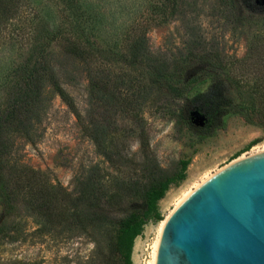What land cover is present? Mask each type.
<instances>
[{
	"label": "trees",
	"instance_id": "obj_1",
	"mask_svg": "<svg viewBox=\"0 0 264 264\" xmlns=\"http://www.w3.org/2000/svg\"><path fill=\"white\" fill-rule=\"evenodd\" d=\"M26 1L0 0V40L4 28ZM58 1L62 5L59 26L49 29L43 19L34 22L32 34L25 37V55L12 71L14 83L0 104V195L5 205L17 204L5 149L12 134L29 129L41 103L44 83L50 81L77 113L108 166L96 163L81 173L76 178L75 194L43 187L27 202L42 215L44 229L59 225L93 241L94 248L83 263L133 264L136 238L147 223L163 219L159 201L172 185L186 179L191 157L181 158L173 172L166 170L150 146L145 123L127 125L121 132L106 119L110 109L130 113L135 111L138 97L145 102L153 95L161 108L188 131L189 144L194 146L226 129L230 116L239 115L254 123L257 113L264 115V56L259 55V45L252 46V55L263 63L258 61L262 66L254 76L257 90L247 89L242 81L245 79L231 73L224 59L212 51L193 45L166 61L153 60L147 49L146 30L139 28L140 23H133L121 42L109 44L96 32L99 16L83 0ZM225 4L233 23L264 26V0H225ZM150 7L157 23H164L183 12L185 0H158ZM33 16L40 18L35 12ZM55 45L88 74L90 98L96 104L90 122L82 121L81 112L52 64ZM115 64L119 67L112 75ZM97 117L101 119L97 121ZM132 140L138 143L136 150H132ZM254 144L252 141L248 147Z\"/></svg>",
	"mask_w": 264,
	"mask_h": 264
},
{
	"label": "rangeland",
	"instance_id": "obj_2",
	"mask_svg": "<svg viewBox=\"0 0 264 264\" xmlns=\"http://www.w3.org/2000/svg\"><path fill=\"white\" fill-rule=\"evenodd\" d=\"M57 1L27 0L18 16L4 28L0 40V104L14 83L12 71L25 55L28 45L25 37L32 34L34 22L43 19L49 29L59 26L62 5ZM157 1L83 0L99 16L96 32L101 40L119 43L133 23H140L139 28L146 30L151 59L166 61L179 56L189 46H200L224 59L231 73L245 79L242 81L247 89L257 90L253 86L254 76L263 60L254 57L251 50L253 45H259V55L264 56V26L251 28L233 23L225 0H185V8L179 16L157 23L150 7ZM34 12L40 18L35 19ZM52 50V64L61 83L81 112L82 121L90 122L96 104L90 98L87 72L74 66L60 47L55 45ZM118 67L117 64L111 67L112 75L117 73ZM135 105V111L130 113L110 109L106 118L109 125L119 126L124 132L125 126L143 121L156 158L170 172L177 169L181 158L191 157L186 179L172 185L159 201L162 220L174 210L184 192L194 188L208 174L242 155L264 150V115L260 113L255 115L254 123L239 115L230 116L226 129L191 146L188 131L174 115L161 108L153 95L145 102L138 97ZM35 114L29 129L12 134L5 149L4 158L17 204L5 205L4 196L0 195V264H85L83 260L94 248L93 241L86 235H77L73 229L62 230L59 225L44 229L42 215L27 200L37 197V190L43 187L52 192L75 194L76 178L81 173L93 164L105 167L108 163L83 128L77 113L50 81L44 83ZM100 119L97 117V121ZM252 141L255 144L248 147ZM131 142L132 150H136L138 143ZM162 220L147 223L136 238L133 264H150Z\"/></svg>",
	"mask_w": 264,
	"mask_h": 264
},
{
	"label": "water",
	"instance_id": "obj_3",
	"mask_svg": "<svg viewBox=\"0 0 264 264\" xmlns=\"http://www.w3.org/2000/svg\"><path fill=\"white\" fill-rule=\"evenodd\" d=\"M155 264H264V150L219 168L174 208Z\"/></svg>",
	"mask_w": 264,
	"mask_h": 264
},
{
	"label": "bare ground",
	"instance_id": "obj_4",
	"mask_svg": "<svg viewBox=\"0 0 264 264\" xmlns=\"http://www.w3.org/2000/svg\"><path fill=\"white\" fill-rule=\"evenodd\" d=\"M260 151H261V150H260ZM245 156H246V155H245ZM240 157H243V155L240 156ZM211 174H212V173H211ZM211 174H208L204 179L208 178ZM204 179H203V180H204ZM203 180H202V181H203ZM200 183H201V182H199L198 184H196L195 187L198 186ZM195 187H194V188H195ZM194 188H189L188 190H186V191L184 192V194L182 195V197L178 200L176 206H178V205L184 200V198H186V196H188V194H190V192H192V190H193ZM179 197H180V196H179ZM167 217H168V216H167ZM167 217H166V218H167ZM165 220H166V219H164V220H162V221L160 222V226H159V236H158V238L156 239V241H155V243H154V248H153V251H152V258H151V260H150V264H155V263H156V256H157L158 244H159V240H160V234H161V232H162V228H163V226H164V224H165Z\"/></svg>",
	"mask_w": 264,
	"mask_h": 264
}]
</instances>
